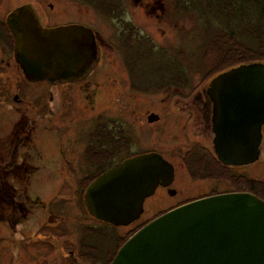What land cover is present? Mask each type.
Listing matches in <instances>:
<instances>
[{
	"label": "rangeland",
	"instance_id": "obj_1",
	"mask_svg": "<svg viewBox=\"0 0 264 264\" xmlns=\"http://www.w3.org/2000/svg\"><path fill=\"white\" fill-rule=\"evenodd\" d=\"M25 3L35 8L45 27L79 22L92 28L99 65L79 83L54 86L52 101L46 83L28 87L20 81V93L12 86L15 79H2L0 149L13 138L18 112L27 111L35 120L29 140L37 145V153L27 162L30 171L24 177L17 167L0 168V264H108L134 231L178 203L212 189H252L264 198V140L255 163L223 168L217 164V175L206 178L215 162L209 156L214 153L211 136L205 134L211 121L210 111L204 112V92L219 73L264 60L257 45L248 48L214 37L219 35L214 20L212 31L198 11L180 8L176 0H0V18ZM168 66L180 75L176 84L181 92L168 86ZM9 69L4 67L5 76ZM135 72V84L142 88L132 92L128 77L133 79ZM161 73L165 77L159 82ZM170 90L175 94L167 98ZM16 92L22 103L13 101ZM38 98L41 102L35 104ZM151 111L161 122L147 121ZM112 128L118 135L117 150L109 139L97 142L100 132L106 137ZM125 140L128 149L120 152ZM152 149L176 166L172 186L179 193L158 188L145 201L140 219L128 226H108L91 216L82 195L97 173L130 153ZM20 193L29 198L32 210L14 227L15 221L8 218L13 214L11 197Z\"/></svg>",
	"mask_w": 264,
	"mask_h": 264
},
{
	"label": "water",
	"instance_id": "obj_2",
	"mask_svg": "<svg viewBox=\"0 0 264 264\" xmlns=\"http://www.w3.org/2000/svg\"><path fill=\"white\" fill-rule=\"evenodd\" d=\"M8 23L31 80L80 77L97 58L95 32L84 24L44 27L30 4L17 7ZM207 92L218 159L228 166L258 161L264 140V62L219 73ZM174 180L175 166L162 153H141L92 180L84 203L97 220L128 226L142 216L146 199ZM110 264H264V199L230 191L172 208L131 235Z\"/></svg>",
	"mask_w": 264,
	"mask_h": 264
},
{
	"label": "flooded vegetation",
	"instance_id": "obj_3",
	"mask_svg": "<svg viewBox=\"0 0 264 264\" xmlns=\"http://www.w3.org/2000/svg\"><path fill=\"white\" fill-rule=\"evenodd\" d=\"M25 4H29V3H25ZM21 5H24V4H21ZM21 5H19V6H21ZM19 6H17V7H19ZM17 7L12 8L10 11L6 12L0 18V89H1V91L3 93L5 92V90L3 89L4 86L2 85L3 77L7 78L8 82H10L11 80L15 79L17 82H14L12 86H15V88H18L19 92L21 91V86H19V84L21 83L20 81H24V83L28 87H34V86H37L40 83H46L47 86L49 87V90H50L49 93H51L50 101H52L54 99V96H53V94H54V92H53L54 86L63 84L65 86L69 87V86H71L73 84H76V83H79V82L83 81L86 76L90 77L97 70L98 65H99V64H97V62L99 61L98 60L99 59V47H98V45H97V47H98L97 58L94 60L92 65L88 68L87 72L84 73V75L82 77L71 76V77H67V78H63V79H57V80H54V81L50 80V79L39 80V81H34V80L29 79L26 76V74L24 72V69L22 68L21 61H20V53H19V50L17 49V46H16V37H15L14 32L12 31V29H11L9 23H8V16ZM34 10H35V8H34ZM35 12H36V10H35ZM36 14H37V12H36ZM71 23H79V22H70V23H67V24H71ZM67 24H61V25H67ZM80 24H83V23H80ZM56 26H58V25H56ZM51 27H54V26H51ZM8 39L12 40L10 45H9ZM166 64L168 65V63H166ZM4 67L10 68L7 71L8 72L7 76L4 75V72H3ZM10 71H12L11 74H9ZM136 72H137V70H136ZM136 72H135L134 77H132L133 79H131V77L129 79V77H128L129 90L132 91V92H133V89L134 90H139L140 88H142L141 86L139 87L138 85L135 84L136 82H135L134 78L136 77ZM165 76H164L165 79H167V81L169 82L168 86L173 88V89H175V91L181 92L179 90L180 89L179 85L176 84V83H179V76L180 75L176 74V72L173 70V68L168 66L167 70L165 71ZM164 77H163V73H161L160 77H158V81H159V79H160V81H162ZM133 82H134V84H133ZM139 82L140 81H138V83ZM159 82H157V83H159ZM163 84H164V81H163V83L161 85H163ZM153 87L155 88L154 85L151 86V88H153ZM146 88H149V86H147ZM20 93L16 92L15 94L12 95L13 101H15L17 103H22L23 102V98L21 97ZM161 93H163V92H161ZM161 93H158V94H161ZM204 93H205V97H206V103L208 105L206 107V109L204 110V112L206 113V111L207 112H208V110L210 111L209 117H210V121H211L210 126H209L211 128V130L209 131L210 133H208V131H207V133L205 132V134H206V136H211V139H212V142H213V140H214V133H213V130H212L213 105H212V102L210 101V97L208 95L207 89L205 90ZM158 94H156V95H158ZM174 94H175V92H173L171 90L166 92L167 98L173 97ZM179 97H180V95H179ZM199 97H202V95H199ZM39 102H41V100L38 98V99L35 100L34 103L38 104ZM17 109L19 111V108H17ZM153 112L154 111L148 112V114L146 115L147 121L149 123H159V122H161V120H162L161 116L159 114H157V112H155V114H152ZM18 114L21 117L15 123V127H14L13 133H12L13 134V138L11 140L5 141L3 146H1V149H0V168H2L4 171H9V169H13L14 167H17V169H18L17 170L18 171L17 174L20 177H24V175L28 174L29 171H30V169H29L30 165H28L27 162H29L34 157H36L35 153H37V145L36 144H31L30 140H29L30 132L33 130L35 120L32 118V116L29 115V113L27 111H25L23 113L22 112H18ZM50 114H52V112H50ZM150 117L153 119L152 121H150ZM206 126H207V123H206ZM114 131H115V129L112 128L111 132H109V133L107 132L108 134H107L106 137L102 136L100 134V133H103V132H100L99 133V139L97 140V142L99 144H101L102 141H105V140L107 141L109 139L110 147H112V149H114V150H117V141H116V139L118 138V135H116V133ZM22 132H23V136L21 135ZM119 133H120L119 134V136H120L121 135V131ZM120 146H122L121 149H120V152H122V148H125V150H127L128 149L127 141L125 140L124 144H122ZM213 148H214V143H213ZM129 150H130V146H129ZM129 150H128V152H129ZM152 151H156V152L162 153L161 151L155 150V149L139 151V152H136V153H130V155H127L125 158L121 159L120 162L115 163L114 165L121 163L122 161H124L125 159H127L129 157H132V156H135V155H138V154H141V153H145V152H152ZM38 154L41 155L40 153H38ZM163 156L165 157L164 154H163ZM188 156L192 157L193 155L190 152L188 154ZM209 156H210L211 159H213L215 164L212 167H210V169L206 170L208 172L207 173L208 177H206V178H208V179H210V177H212V176L217 175V173H216L217 164L219 165L220 168H223L224 166L228 167V165H224L218 159L215 150H214V153H212L210 151ZM166 159H168V158H166ZM114 165H112V166H114ZM112 166H109L108 168H110ZM231 167H234V166H231ZM108 168H106L105 170H107ZM176 177H177V169H176V166H175V180H176ZM175 180H174V182H175ZM214 180H216V179H214ZM174 182H173V184H174ZM172 185L170 187L159 186L158 188L166 189L167 192L170 195L178 194L179 193L178 190L176 188H174ZM234 191H240V190H234ZM209 192L210 193H208L207 195L196 197V198H194L192 200L203 198V197H206V196H211V195L221 194V193H225V192H230V191L215 192L212 189ZM82 196H83V201H84V192H83ZM6 197L7 196H5L4 198L6 199ZM192 200H189V201H192ZM11 201H12V204L14 206L13 207V214L11 216L8 215V218L14 220L15 223H13V224H15V226H18V224L22 220V218H27L29 213H30V211L32 210L31 209V201L29 200V198L26 195H24V193H23V195H22V193H20V195H17V196H13V194H12ZM189 201H186L184 203H187ZM184 203H181V204L178 203V204L174 205L172 208L180 206V205H182ZM17 205H20V206L18 208H16L15 206H17ZM53 218H54V215H51V219H53ZM98 221H100V220H98ZM100 222H102V221H100Z\"/></svg>",
	"mask_w": 264,
	"mask_h": 264
},
{
	"label": "trees",
	"instance_id": "obj_4",
	"mask_svg": "<svg viewBox=\"0 0 264 264\" xmlns=\"http://www.w3.org/2000/svg\"><path fill=\"white\" fill-rule=\"evenodd\" d=\"M176 1L177 5L180 8L198 11L202 15L205 23L207 24V28L212 29L211 25L214 20L218 26V28H216L215 30L219 32V35L214 34V37H225V39L222 38V40L228 39L230 41H235L236 43L242 44L248 48H253L255 45H257L258 48L262 50V53L264 54V0ZM261 61L264 62V60ZM104 170L105 168H102L100 173L98 172L97 175L93 178V180L102 172H104ZM246 191L253 192L259 197H261L255 190L250 189ZM261 198L264 199L263 197ZM102 223L109 224L103 221ZM108 226L114 227L111 224H109ZM140 228L141 227H139V229ZM136 231H134V233ZM121 246H119L115 250V252L113 253V257L109 259L108 264L111 263Z\"/></svg>",
	"mask_w": 264,
	"mask_h": 264
},
{
	"label": "bare ground",
	"instance_id": "obj_5",
	"mask_svg": "<svg viewBox=\"0 0 264 264\" xmlns=\"http://www.w3.org/2000/svg\"><path fill=\"white\" fill-rule=\"evenodd\" d=\"M209 85H210V82H209ZM209 85H207L206 89H208ZM210 101L212 102V105H213V101L212 99L210 98ZM158 190V189H157Z\"/></svg>",
	"mask_w": 264,
	"mask_h": 264
}]
</instances>
